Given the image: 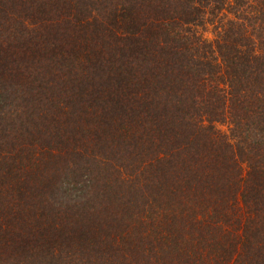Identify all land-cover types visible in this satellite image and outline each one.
Returning <instances> with one entry per match:
<instances>
[{"label": "trees", "instance_id": "16d2710c", "mask_svg": "<svg viewBox=\"0 0 264 264\" xmlns=\"http://www.w3.org/2000/svg\"><path fill=\"white\" fill-rule=\"evenodd\" d=\"M0 264H264V0H0Z\"/></svg>", "mask_w": 264, "mask_h": 264}]
</instances>
